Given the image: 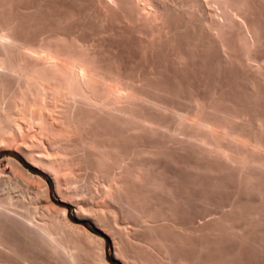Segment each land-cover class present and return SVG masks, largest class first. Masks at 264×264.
I'll use <instances>...</instances> for the list:
<instances>
[{"label": "bare ground", "instance_id": "obj_1", "mask_svg": "<svg viewBox=\"0 0 264 264\" xmlns=\"http://www.w3.org/2000/svg\"><path fill=\"white\" fill-rule=\"evenodd\" d=\"M55 1L0 0V149L122 264H264V0ZM7 160L0 264L36 263L11 228L54 264H111Z\"/></svg>", "mask_w": 264, "mask_h": 264}, {"label": "rangeland", "instance_id": "obj_2", "mask_svg": "<svg viewBox=\"0 0 264 264\" xmlns=\"http://www.w3.org/2000/svg\"><path fill=\"white\" fill-rule=\"evenodd\" d=\"M50 1V0H49ZM52 1V0H51ZM64 2L65 0H57V2ZM54 2H56L55 0H54ZM12 147H7V148H3V149H0V169L2 168V169H4V171L6 170V172L7 173H11V170L13 169L12 168V164L11 163H9L8 164V160H7V158H9V157H13V158H16L17 160L19 159V161L21 162V164L23 165V167L25 168V169H27L32 175H34V176H40V177H43V179H45V180H47L48 182H49V184H50V186H51V197H52V201L57 205V206H60V207H65L66 208V210H67V214H68V217H69V219L72 221V222H74V223H76V224H80V225H83L86 229H88L91 233H93V234H97V235H103V233L101 232V230H99L96 226H95V223L90 219V218H88L87 216H82L81 217V215H76L77 213L75 212V210L77 209L76 208V206H74L73 205V203H69V202H66V201H62L61 200V197L60 196H58V194H57V192H55L56 190H55V185H54V182L52 181V179L50 178V176L48 175V173L47 172H44L43 170H41L40 168H38V167H35V166H33V165H31L30 163H28L24 158H23V156L17 151V150H15V148L13 147L12 149H11ZM2 169H1V171H2ZM11 169V170H10ZM10 171V172H9ZM31 179V178H30ZM29 179V182H28V185L30 184V186L32 185V190L34 191L35 189H36V187H37V185H39V184H37V182L36 181H33L32 182V179L30 180ZM80 181V180H79ZM82 181V180H81ZM83 182V181H82ZM82 182H80V184H82ZM36 183V184H35ZM79 183V182H78ZM80 184H78V185H80ZM35 186V187H34ZM35 189H34V188ZM29 190H30V195H29V197L31 196H33V194L31 193L32 192V190L30 189V187H29ZM79 217V218H78ZM8 229H10V228H8ZM8 229H6V231H8L7 233H9V231L11 230L12 231V233H11V231H10V233L8 234V235H11L10 236V240H11V238H12V242H15L14 244H16V246H17V244H19L18 245V248L22 251V252H26L24 255L26 256H29V258L30 257H32V261H34L35 260V262L37 263V264H54V262L52 261V259L49 257V255L47 256V253L44 251V250H42L37 244H36V242H35V240L34 239H28V238H26L22 233H21V231L19 232V230H18V232L19 233H17V230L15 229V228H11L10 230H8ZM13 229H15V230H13ZM6 231H5V234H7L6 233ZM13 231H15V232H13ZM15 233L17 234V235H15ZM12 234H14V235H12ZM18 234L20 235V236H18ZM21 235H23L22 237H21ZM15 236V237H14ZM104 236V238H105V241H106V255H107V259H108V261L111 263V264H122V262L121 261H119V260H117V259H115L114 257H113V255H112V253H113V243H112V241H111V238L109 237V236H106V235H103ZM7 238H8V236H7ZM13 238H14V240H17V241H14L13 240ZM21 238V239H20ZM25 238V239H24ZM9 239V238H8ZM22 240V241H21ZM28 240V241H31V242H28L27 241V243H26V241ZM34 241V242H33ZM34 245H36V246H34ZM37 248V249H36ZM232 247H230L229 249L230 250H232L231 249ZM23 249H24V251H23ZM41 250V252H40V250ZM26 250V251H25ZM243 254L244 255H242L243 257H239L241 260H243V261H241L239 258H236V262H235V264H238V262L240 263H242V264H255V259L253 258V257H249L248 255V251H247V253L246 252H244L243 251ZM1 257H3V255H5V257H7V254L6 253H4V252H2L1 254ZM26 256V257H27ZM45 256V257H44ZM246 256V257H245ZM238 257V256H237ZM28 258V257H27ZM45 258V261L43 260ZM49 259L48 261H47V259ZM243 258V259H242ZM248 258V259H247ZM51 259V260H50ZM43 260V261H42ZM238 260V261H237ZM245 260H247V261H245ZM252 260H253V263H252ZM42 261V262H41ZM49 261H51V263L49 262ZM250 261V262H249ZM246 262V263H245ZM35 263V264H36ZM263 263H264V261H263Z\"/></svg>", "mask_w": 264, "mask_h": 264}]
</instances>
